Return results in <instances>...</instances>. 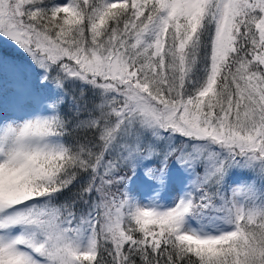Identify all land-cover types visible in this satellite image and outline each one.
Segmentation results:
<instances>
[{
    "label": "snow or ice",
    "instance_id": "1",
    "mask_svg": "<svg viewBox=\"0 0 264 264\" xmlns=\"http://www.w3.org/2000/svg\"><path fill=\"white\" fill-rule=\"evenodd\" d=\"M0 264H264V0H0Z\"/></svg>",
    "mask_w": 264,
    "mask_h": 264
},
{
    "label": "trees",
    "instance_id": "2",
    "mask_svg": "<svg viewBox=\"0 0 264 264\" xmlns=\"http://www.w3.org/2000/svg\"><path fill=\"white\" fill-rule=\"evenodd\" d=\"M0 57L15 63H25L28 60L27 56L6 37H0Z\"/></svg>",
    "mask_w": 264,
    "mask_h": 264
}]
</instances>
